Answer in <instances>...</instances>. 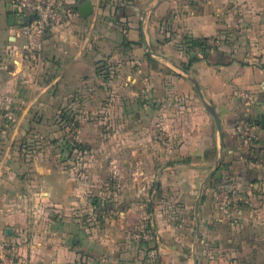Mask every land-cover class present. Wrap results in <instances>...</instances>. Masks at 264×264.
<instances>
[{
    "label": "crops",
    "instance_id": "crops-1",
    "mask_svg": "<svg viewBox=\"0 0 264 264\" xmlns=\"http://www.w3.org/2000/svg\"><path fill=\"white\" fill-rule=\"evenodd\" d=\"M81 1L64 0L74 13L47 33L30 69L16 33L24 18L13 0H0V238L25 264H264V0H136L134 13L119 16L99 0L82 16ZM183 35L223 41L209 40L217 46L205 56ZM104 60L118 63L114 71ZM133 103L134 183L122 187L134 192L114 195L104 212L89 211L88 182L52 162L53 148L17 145L57 137L61 107L83 129L88 107L107 123ZM248 120L257 122L252 139L237 130ZM113 136L103 133L99 150L114 152ZM226 162L248 199L229 217L209 185ZM88 202L85 222L78 209Z\"/></svg>",
    "mask_w": 264,
    "mask_h": 264
},
{
    "label": "rangeland",
    "instance_id": "rangeland-1",
    "mask_svg": "<svg viewBox=\"0 0 264 264\" xmlns=\"http://www.w3.org/2000/svg\"><path fill=\"white\" fill-rule=\"evenodd\" d=\"M132 53L134 54L131 51L123 57L126 58L127 56L129 58ZM104 62L101 65L109 71H114L113 67L118 64L109 63L108 60H104ZM105 80L108 81L107 77ZM108 94L109 96L113 95L110 92ZM101 95L100 97H105L106 93L103 92ZM99 109L98 106L86 109V112L89 111L90 113L83 129H80L81 125L77 119H75L77 124H74V121L67 122L68 119L63 120L60 117V120L56 123L57 137H48L42 144L37 139L38 137L28 136L20 139L17 144L25 148L39 147L40 145L53 148L54 153L46 156L51 157L52 162L57 161L60 163L62 167L72 168L69 172H73L78 182H88L84 186V195L91 204L97 203V201L98 204H104L111 200L114 195H118L123 191H127V193L134 192V188L125 190L122 187L126 181L134 183V103L125 107L126 117L118 122L106 123L104 119H99L101 117L98 114V112L101 113ZM6 110L7 108L2 104L0 114H3ZM60 110V115L61 113H67L66 106L61 107ZM121 110L124 109L121 107ZM75 114H73L74 118H76ZM68 115L70 116L71 113ZM108 131H115L116 133V137L107 138L116 148L114 152L109 153L99 150L105 142L102 134ZM80 133L86 135L87 138L85 139L87 140H85V143L78 140ZM94 136L98 137L93 138ZM78 143H82L84 147H80ZM90 203L86 204L85 207H82V204L78 210L82 209L84 214ZM94 207L92 206L89 211H93ZM87 215L91 216L89 213L82 215V220L85 222H89Z\"/></svg>",
    "mask_w": 264,
    "mask_h": 264
},
{
    "label": "built area",
    "instance_id": "built-area-1",
    "mask_svg": "<svg viewBox=\"0 0 264 264\" xmlns=\"http://www.w3.org/2000/svg\"><path fill=\"white\" fill-rule=\"evenodd\" d=\"M13 2L17 11L24 18L23 22L16 27V33L23 37V42L20 46L21 59L28 68L35 69L39 64L40 51L47 33L52 28L67 22L73 15L74 9L66 7L64 0H13ZM241 96L246 102L252 100L251 95L246 91H241ZM237 130L243 136H252L241 126H238ZM235 187L234 183H230L228 187H221L215 194L226 216L232 214L228 207L233 199L230 190ZM0 264H25L17 257L13 245L5 238H0ZM61 264L92 263L78 260Z\"/></svg>",
    "mask_w": 264,
    "mask_h": 264
},
{
    "label": "trees",
    "instance_id": "trees-1",
    "mask_svg": "<svg viewBox=\"0 0 264 264\" xmlns=\"http://www.w3.org/2000/svg\"><path fill=\"white\" fill-rule=\"evenodd\" d=\"M135 1L136 0H99V8L101 11H105V12H108L110 14L113 13L114 15H118V16L119 15H127V14H129V12L134 13V5H137ZM188 1L189 0H187V2ZM183 36H184L183 38L185 41L184 44H186V46L189 49H194V50H198V51L201 50L205 53V56L207 54H209V52L212 48H215L217 46V45H214L213 43L209 42V40H213L214 42L218 40V41H220V43H221V40L223 41V37H221V35H218L215 37L214 36L213 37H206V36L195 37V36H189V35H183ZM194 60H196V57L189 58L188 59L189 64ZM183 66L185 69H188V65L185 64ZM102 68H103V66H102ZM68 114L69 113H66V114L61 113V115H60L61 119H63V120L68 119L67 122L74 121V124H77V121L75 120V118L70 117ZM254 123L256 124L257 122L256 121L252 122L250 120L242 121L239 123V126L243 127L244 129H246L250 133L251 132V125ZM244 137L252 139V137H247V136H244ZM78 144L80 147H84L82 143H78ZM225 164H226L225 167H223L221 169L220 173L212 175V177L210 178L209 185H211L213 187L214 194H216V192L221 187H228V185L232 182L238 183L236 178L230 172L227 162ZM230 193H231L233 199H232L228 208H229V211L232 214H234V212H236L240 206H242V205L246 204V202H248V199H246L247 201L245 200V198H244V196H242L240 190H238V187L231 188ZM217 202H218V200H217ZM109 204H113V202H106L104 204H98V202L94 203L93 205L95 206V212L99 213L100 211L104 212L107 209H110ZM218 204H219L220 208L222 209L219 202H218ZM226 217H229V216H226Z\"/></svg>",
    "mask_w": 264,
    "mask_h": 264
},
{
    "label": "water",
    "instance_id": "water-1",
    "mask_svg": "<svg viewBox=\"0 0 264 264\" xmlns=\"http://www.w3.org/2000/svg\"><path fill=\"white\" fill-rule=\"evenodd\" d=\"M78 11L80 12V14H81L82 16H88V15L93 11V5H92L91 1H90V0H82L81 3H80V5L78 6ZM9 19L12 20L13 17L11 16ZM146 45H147V49H148V51H149L150 53H153V52L151 51V49L149 48L148 43H146ZM179 68H180L184 73L187 74L188 79H190V81L193 83V85H194V87L196 88L198 94H199L200 97L202 98V100H203V102H204L206 108L208 109V111H209V112L211 113V115L213 116V118H214V120H215V123H216V127H217V129H218V131H219V134H220V138H222L221 120H220L219 115H218V113L216 112L214 106H213V105H212V104H211V103L205 98V95H204V93L202 92V89H201V87H200L198 81H197L194 77H192V76L189 74L188 70L185 69V68H183V67H179ZM216 166H217V164L215 165V167H214V169L211 171V173H213V171L216 169Z\"/></svg>",
    "mask_w": 264,
    "mask_h": 264
}]
</instances>
